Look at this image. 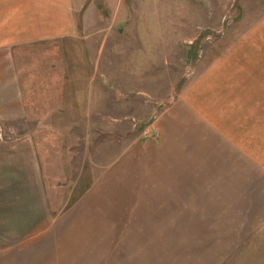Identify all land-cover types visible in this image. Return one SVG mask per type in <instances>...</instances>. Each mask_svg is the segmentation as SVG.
Returning <instances> with one entry per match:
<instances>
[{
    "label": "rangeland",
    "instance_id": "1",
    "mask_svg": "<svg viewBox=\"0 0 264 264\" xmlns=\"http://www.w3.org/2000/svg\"><path fill=\"white\" fill-rule=\"evenodd\" d=\"M63 1L71 31L0 50V85L14 84L26 103L9 110L12 119L0 117V264H71L65 254H84L78 264H264V178L253 176L256 167L239 179L254 187L221 181L233 192L202 201L211 206L206 224L192 208L200 194L181 209L158 208L164 196L149 194L200 188L163 182L168 172L152 169L163 139H152L150 128L225 44L264 24V0ZM18 110L23 117L13 116ZM46 123L55 129L38 131ZM36 133V143L54 148L47 167L67 155L73 168L44 173L38 144L25 143ZM47 193L59 197L50 211ZM88 194L92 216L76 236L46 242L53 220ZM128 194L121 231L97 213L124 209ZM138 199L148 204L141 222L132 211Z\"/></svg>",
    "mask_w": 264,
    "mask_h": 264
},
{
    "label": "crops",
    "instance_id": "2",
    "mask_svg": "<svg viewBox=\"0 0 264 264\" xmlns=\"http://www.w3.org/2000/svg\"><path fill=\"white\" fill-rule=\"evenodd\" d=\"M63 5V0H0V50L23 48L22 45L28 41L41 39L46 41V36L50 34L71 31L67 28L73 25L72 14L70 11L67 15L62 12L68 9ZM3 71L0 69V72ZM10 76L14 82L15 75ZM6 85H0V98H4V101L0 102V117L7 115L12 119L9 110L20 107L22 103L26 106V103L22 90L16 91L14 84L2 88ZM7 99L9 100L6 102ZM22 115L24 113L19 110L13 113V116L18 118L23 117ZM60 121L54 124L59 125ZM46 129H55V126L50 124L48 127L46 123L40 125L38 131ZM150 130L155 135L152 139H163L162 146L158 150L161 153L156 155L152 167L157 172H168L160 174L165 179L163 182L166 181L165 177H173L184 179L183 182L189 187L192 183L200 187L190 190L166 188L149 193L164 196L158 197V201L155 202L158 208L160 205L181 209L188 206L185 199L189 194H194L195 197L196 194H200L199 203L192 208L199 207L195 217L206 224L204 211L211 206H206L202 201L207 202L216 199L218 195L223 196L233 192L220 189L221 181L225 186L234 183L254 187V182L245 183L239 179L249 176L241 171H252L251 168L255 169V167L253 176L264 178V159L262 161L261 158L264 156V24L252 26L244 37L227 46L225 44L222 53L193 77L172 105L167 107L158 126L151 127ZM36 138L37 133L34 137L28 136L25 143L34 146L38 144ZM91 149L94 154L93 146ZM53 150L54 148L49 145L38 144L40 153L38 165L44 166V173L53 169L64 171L69 163L73 168V161H70L69 157L68 163L67 155L61 161L52 163L54 167H47L44 162ZM60 174L64 177V172ZM105 178H109V175H105ZM52 183H59L57 188L61 187V180L56 176ZM143 187L146 188L145 183ZM93 191L95 187L91 192ZM146 192L147 190L144 189L140 197ZM251 192L257 193L255 190ZM80 196L68 211L53 220V228L45 233L49 237L46 242H59L58 237L66 235H70V238L72 234L76 236V229L82 225V221L92 216L88 212L91 210L89 194L81 198ZM130 197L131 194L124 197L122 201L124 209L113 208L115 211L111 214L108 212L109 209L105 210V213L100 211L97 214L113 219L111 223L118 227V230L123 231L122 220L126 219L124 217L127 216V198L130 200ZM58 198L47 193L49 211L53 207L54 199ZM90 200L92 202L91 197ZM113 200L119 201L114 196ZM135 206L138 208L135 207L132 211L135 212L136 217L141 216L138 221L147 220L144 211L148 204L138 199ZM215 208L222 209L223 206L217 205ZM132 223L136 224V218L132 219ZM115 233L120 235L116 231ZM243 238L241 236V239ZM82 256L85 257L84 254L78 256L65 254L63 258L70 259L68 262L71 264H78Z\"/></svg>",
    "mask_w": 264,
    "mask_h": 264
}]
</instances>
